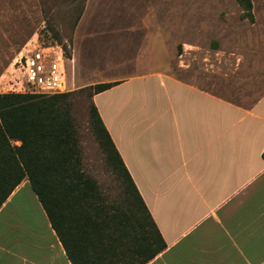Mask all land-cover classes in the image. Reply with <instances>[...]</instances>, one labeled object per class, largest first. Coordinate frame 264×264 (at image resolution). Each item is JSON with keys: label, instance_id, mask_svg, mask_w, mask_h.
<instances>
[{"label": "crops", "instance_id": "1", "mask_svg": "<svg viewBox=\"0 0 264 264\" xmlns=\"http://www.w3.org/2000/svg\"><path fill=\"white\" fill-rule=\"evenodd\" d=\"M261 48L206 86L147 49L89 81L114 82L92 100L166 244L145 264H264ZM0 264H71L27 179L0 206Z\"/></svg>", "mask_w": 264, "mask_h": 264}, {"label": "rangeland", "instance_id": "2", "mask_svg": "<svg viewBox=\"0 0 264 264\" xmlns=\"http://www.w3.org/2000/svg\"><path fill=\"white\" fill-rule=\"evenodd\" d=\"M71 1L0 0L1 89L12 88L10 64L31 37L65 46L69 91L98 83L89 82L97 77L124 73L110 71V60L120 55L131 58L145 49L155 67L205 86L222 70L231 69L238 54L243 65L251 61L247 46L258 44L264 50V0H251L253 22L241 17L235 0H85L75 26L83 0ZM48 24L59 37L56 41ZM12 74L17 76L18 71ZM73 111L84 166L100 185L106 203L114 204L117 182L89 129L88 99L77 97Z\"/></svg>", "mask_w": 264, "mask_h": 264}, {"label": "trees", "instance_id": "3", "mask_svg": "<svg viewBox=\"0 0 264 264\" xmlns=\"http://www.w3.org/2000/svg\"><path fill=\"white\" fill-rule=\"evenodd\" d=\"M235 1L253 22L252 1ZM113 84L57 94L0 92V206L27 179L71 264H145L166 247L92 100ZM80 96L88 99L89 129L117 182L114 204L82 161L73 111Z\"/></svg>", "mask_w": 264, "mask_h": 264}, {"label": "built area", "instance_id": "4", "mask_svg": "<svg viewBox=\"0 0 264 264\" xmlns=\"http://www.w3.org/2000/svg\"><path fill=\"white\" fill-rule=\"evenodd\" d=\"M68 57L57 42H42L31 37L10 64L9 92L57 94L68 92ZM13 71H18L14 76Z\"/></svg>", "mask_w": 264, "mask_h": 264}]
</instances>
